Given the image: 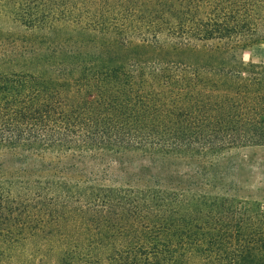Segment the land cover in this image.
<instances>
[{
	"label": "trees",
	"instance_id": "1",
	"mask_svg": "<svg viewBox=\"0 0 264 264\" xmlns=\"http://www.w3.org/2000/svg\"><path fill=\"white\" fill-rule=\"evenodd\" d=\"M263 41L264 0H0V242L264 264L233 161L264 146V66L238 56Z\"/></svg>",
	"mask_w": 264,
	"mask_h": 264
},
{
	"label": "rangeland",
	"instance_id": "2",
	"mask_svg": "<svg viewBox=\"0 0 264 264\" xmlns=\"http://www.w3.org/2000/svg\"><path fill=\"white\" fill-rule=\"evenodd\" d=\"M244 63H256L264 66V41L242 50L238 54ZM187 60L197 59L195 55L185 56ZM233 161L237 164V196L264 205V146H256L236 154ZM131 171L143 167L144 162L136 160L127 164ZM16 243L0 242V264H64L59 248L41 238L24 239L20 235Z\"/></svg>",
	"mask_w": 264,
	"mask_h": 264
}]
</instances>
